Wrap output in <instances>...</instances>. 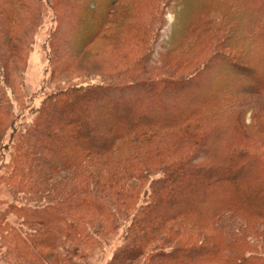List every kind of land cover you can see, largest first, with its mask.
I'll use <instances>...</instances> for the list:
<instances>
[{
  "label": "trees",
  "instance_id": "1",
  "mask_svg": "<svg viewBox=\"0 0 264 264\" xmlns=\"http://www.w3.org/2000/svg\"><path fill=\"white\" fill-rule=\"evenodd\" d=\"M170 1L0 0L3 264H89L115 239L107 264H264V138L242 118L252 108L264 128V66L235 47L264 39V0L243 33L224 4L234 0H198L181 48L201 27L211 51L181 72L176 45L155 71L147 61ZM48 17V78L33 105L25 67ZM215 57L229 83L213 90L198 81ZM238 94L256 102L241 108Z\"/></svg>",
  "mask_w": 264,
  "mask_h": 264
},
{
  "label": "rangeland",
  "instance_id": "2",
  "mask_svg": "<svg viewBox=\"0 0 264 264\" xmlns=\"http://www.w3.org/2000/svg\"><path fill=\"white\" fill-rule=\"evenodd\" d=\"M133 1V2H132ZM132 6L134 7H147L149 5L148 0H130ZM142 4V5H140ZM196 4H198V0H171L169 6L165 9V13L162 16V24L159 25L158 30V37L155 45L153 47V51L147 61L148 68L154 69L155 71L163 70L162 67H165V62L167 60V52L176 47H180V59L178 61L180 64L182 63L181 72H188L191 70L192 67L197 63L200 62L206 57V55L211 51L212 47L214 46L213 41H211L212 33L207 31L199 32L202 30L200 27L199 31H194L193 35V44L192 46L186 42H184V46L181 48V43L183 42V37L186 34L189 25L191 24L193 17H194V9ZM225 5H231V13L237 14V20L240 22V27L237 29L238 32L243 33L250 30L254 27L260 20H262V12L258 7V4L254 0H234L233 2L225 1ZM139 5V6H138ZM144 8V7H143ZM66 17L63 18L64 22V32L66 33V38L71 37L70 25L67 22L69 18H73L72 10H67ZM236 11V12H235ZM50 15L52 12H49ZM248 13V15H247ZM245 14V15H244ZM52 16V15H51ZM71 16V17H70ZM68 18V19H67ZM247 19H250L252 22L247 23ZM246 22H243V21ZM242 23V24H241ZM244 23V25H243ZM245 23L246 26H245ZM158 25V23H157ZM55 27V21L52 17H48L43 25V27L38 31L35 37V41L28 55V59L26 62L25 73H24V85L25 90L27 92V96L31 97V102L33 105H37L41 99V92L40 89L44 83V81L48 78V50H49V39H50V32ZM246 30V31H245ZM243 31V32H242ZM63 34L65 35V33ZM210 41V42H209ZM231 42L228 41L227 44ZM244 43V44H243ZM243 43H236L235 47L240 49L241 47H246V50H249V53H253L252 55L255 56V61H257L261 66H264V49H262V45H264L263 37L258 36L254 43L252 42H243ZM226 44V45H227ZM178 53V54H179ZM260 57V59H257ZM184 58V59H183ZM93 61V60H92ZM96 64V63H95ZM161 72V71H160ZM227 68L222 63L220 57H215L209 63L207 67H205L201 72V77L198 82L206 83L207 87H214L216 83L223 84L227 86L228 81V74ZM232 85L233 82H230ZM201 86V85H199ZM221 88V85L215 86L214 89ZM237 98H239V105L241 108H248L250 103L256 102L255 98L244 96L242 94H238ZM244 98V99H242ZM241 99V100H240ZM243 106V107H242ZM243 109V110H244ZM246 112L243 113V123L250 128L252 137L255 138L257 141L259 139L264 138V128H260L253 120L252 115V108L245 110ZM224 118H226L224 116ZM223 118V119H224ZM228 119V118H227ZM215 118L213 119V122ZM259 122L262 120L259 119ZM217 126L211 128L212 135L209 142L211 153H213L220 144H222V138L225 135V121H217L213 123ZM212 125V126H213ZM211 126V127H212ZM217 147V148H216ZM3 199L10 200V194L7 192L5 187L0 185V211H2L5 207V203ZM10 220H15L13 215H9ZM118 243V239L113 240L112 242L105 244L101 247V249L97 250V252L93 255L90 259L89 264H107L108 259L110 258L114 247ZM0 264L3 262L0 260Z\"/></svg>",
  "mask_w": 264,
  "mask_h": 264
}]
</instances>
